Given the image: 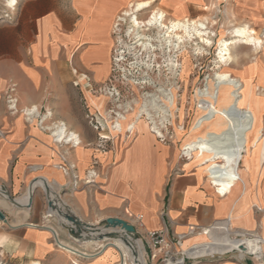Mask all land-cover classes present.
Masks as SVG:
<instances>
[{"label":"crops","instance_id":"0c3cea01","mask_svg":"<svg viewBox=\"0 0 264 264\" xmlns=\"http://www.w3.org/2000/svg\"><path fill=\"white\" fill-rule=\"evenodd\" d=\"M154 3L167 16L176 14L193 21L207 18L208 7L216 8L219 29L242 26L253 30L255 37L260 31V50L248 47V61H240L246 62L240 69L250 73L236 79L264 86V0H217L215 5L214 0ZM119 12L109 0H23L11 22H0V185L11 196L21 197L33 181L43 178L60 186L53 192L58 195L60 191L65 211L83 223L97 226L105 218L126 220L127 214L140 215L144 231L166 229L168 237L180 238L166 263L162 257L152 262L145 257L146 264H180L181 258L184 264L190 262L185 252L210 242L204 232L216 233L222 225L233 238L236 233L264 238V210L258 211L264 208V194L258 191L260 178L254 185L249 174L246 192L238 184L229 196L222 197L205 175L199 174L197 165L180 162L173 143L162 144L147 129L138 130L137 126L134 136L126 141L116 138V146L109 152L94 147L98 132L86 123L80 104L83 102L90 113L96 112L90 96L95 97V88L103 87L111 76L113 25ZM8 97L13 102L9 109ZM30 108L35 115H28ZM39 118L45 120L38 124ZM49 128L64 129L79 144L55 142ZM94 163L98 164L97 175L91 171ZM68 165L71 175L63 171ZM73 183L81 184L80 189H74ZM238 186L241 190L236 191ZM3 203L7 202L0 199V207ZM45 205L44 192L35 188L31 198L33 222L10 225L22 229L7 240L0 239V248L4 242L10 243L16 262L121 264L120 252L102 249L103 241L76 244L86 253L82 256L63 252L53 231L65 242L71 239L68 228L54 223ZM0 211L6 218L4 209ZM43 213L46 215L41 216ZM243 259L253 264L250 258ZM194 264L242 263L236 257H205Z\"/></svg>","mask_w":264,"mask_h":264},{"label":"bare ground","instance_id":"6f19581e","mask_svg":"<svg viewBox=\"0 0 264 264\" xmlns=\"http://www.w3.org/2000/svg\"><path fill=\"white\" fill-rule=\"evenodd\" d=\"M15 2L16 0H7L9 7ZM153 4L154 0L140 1L134 4L129 3L131 11H125L122 15L123 18H118L120 22L124 21V18L129 19L130 26L127 34L129 36L133 34V38L136 39L135 43H137L143 51L155 52L157 49L160 51L162 48H165L167 52L174 51L175 54L180 53L186 46L190 45L189 48H193V50L195 52L197 51L199 54L206 48L209 49L212 47L215 35L206 22L182 19L170 21L169 24L166 25L164 22L166 13L156 10L149 11V14L144 20L137 18L138 14L150 10ZM153 30L158 32L157 37L154 39L148 35L141 34V32ZM254 34L255 32L253 30L244 27L234 28L230 32H226L225 35H228L229 39L227 40L223 36L217 41L216 64L218 66L216 68L229 67L233 63L231 51L239 46H247L250 49L253 47L255 51L260 50L262 41L255 37ZM255 51L254 54L256 53ZM172 62L168 65L171 72L178 66L177 63ZM145 67L146 69L151 68L146 64ZM213 75V82L210 84L207 78L204 90H197L195 93V99L200 101L196 106H198L201 116L193 123L190 134L187 136L183 148L181 149V156H183L184 160L186 159L187 161L198 164L200 173L205 175L214 191H216L218 195L224 197L229 196L238 184L244 187L245 192L248 190L246 187V178L247 175L251 174L248 147L251 145L257 148L258 143L262 140L264 130L261 128L260 111L254 108L258 102L253 94V90L249 88L247 94L242 95V82L232 77L229 72H219ZM160 93L166 100L171 101L169 109L172 111L173 100L171 95L163 90H161ZM103 98L104 97H91L99 111H102ZM154 98L155 97L152 95V99L150 97L147 99V102L144 101L145 103L136 116L138 119L134 124L128 123L127 118L124 116H117L115 126L111 127L109 124L111 132L118 136L123 135V141H126L128 138H125V131H131V136H134L136 126L140 124L141 127L138 128V130L145 128L151 133L154 129H150L149 123L146 122L145 119L149 118L151 122H153V115H156L158 110L162 112L163 109H157L158 102H156ZM97 100L99 101L98 103L95 102ZM160 103L161 101L159 104ZM151 113H153V115ZM35 114V110H28L29 116ZM142 114H146L143 120L139 119ZM105 117L107 116L105 115ZM164 117L165 116L161 114L158 118L164 119ZM177 130L178 134L183 131L181 127L177 128ZM49 131H51L53 138H58L61 135L62 138H67V136L64 135L68 133L62 128L54 130L49 128ZM101 136L103 139H108L105 134H101ZM62 140L60 143L63 142ZM75 141H78L76 137ZM55 142H58V140ZM31 187H38L43 192L48 191L49 198L53 199L57 196L53 190L60 186L58 184L56 185L55 182L51 183L43 178H38L31 183ZM0 198L17 210H27L31 203L29 188L21 197L14 199L15 203H11L9 197L4 192H0ZM57 205L61 212H65L63 203L58 201ZM52 213L50 217L55 218L58 220L59 224L65 225L69 229L70 224L66 222L62 214L57 210H52ZM18 222L14 225L18 226L23 224L22 222ZM53 232L59 248L77 256L86 254L77 250L72 244L69 245L59 240L57 232ZM60 232L62 231L60 230ZM81 234H84V237L77 235L72 236L70 233L69 237L76 242H97V236H101L104 242L101 243V248L107 250L113 248L119 251L122 257L121 264H146L144 261L145 252L143 251L139 238L136 239L133 235H125L120 228L105 230L103 227H96V229L91 232L82 230ZM115 234L123 236L129 245L124 243L119 237L114 236ZM205 234L209 236L210 242L200 244L193 250L185 252L186 255L192 253L191 256H188V259L195 260L205 257H218L224 254H229L237 259H243L244 253H254L255 256H260L261 253L264 252V242L261 241V239L259 242L245 239H232L225 225H222L216 233L208 231ZM200 255L208 256L194 257ZM178 263L181 264V260H179Z\"/></svg>","mask_w":264,"mask_h":264},{"label":"rangeland","instance_id":"374dc122","mask_svg":"<svg viewBox=\"0 0 264 264\" xmlns=\"http://www.w3.org/2000/svg\"><path fill=\"white\" fill-rule=\"evenodd\" d=\"M23 0H16V2L9 7L7 0H0V22L9 23L12 21V14L15 13ZM105 0H103L104 2ZM112 1L113 5L116 8H120L119 14L115 18V22L113 25V37H114V49L112 52V61H111V76L106 84L101 88H95L92 93L96 95V97H104L103 100V109L99 111L95 103L92 101L90 96V103L93 105L96 112L90 113L86 105L82 102L80 105L83 110L86 112V123L92 130L98 132L96 145L94 147L99 152H109L111 151L115 145V139L120 138V140L124 139L123 135L118 136L111 132L110 125L114 124V114L124 116L127 118V122L130 124H134L137 121V115L141 110V107L147 99L152 95L155 97L154 100L161 101L162 103L157 105V109L163 108L162 112L157 111L155 118L161 116H168L164 119H158L157 121L162 122L163 124L166 123L167 125V134H166V142L162 144H171L173 143L179 152V160L182 163L190 162L186 159L184 160L183 156H181V149L183 148V144L190 134L191 128L193 123L196 119H198L201 114L198 109V105L200 103L199 100L195 99V93L197 90H204L206 85V79L208 78L210 84L213 82L214 73L219 72H230L233 77L239 78L240 76L243 77L244 74L249 75L248 69L243 70L240 69V65L246 62H240L245 58V61H248L250 57L249 48L239 46L231 51V55L233 56V63L230 68L228 69H218L216 68L218 65L216 59V48H217V41L221 39L223 36L228 40V35H225L226 32H230L234 28H238L237 26H231L229 29H219V22L216 18L217 9L211 8L213 13H211L210 7L207 8L205 11L208 16L207 18H200L199 21L208 23V27L212 30L213 34L215 35L213 39V45L209 49H205L201 51L199 54L197 51L195 52L193 48H189L190 45L186 46L184 50L180 53H175L174 51L167 52L165 48H162L160 51L157 49L155 52L143 51L136 42V39L132 36L127 34L129 29V19L124 18V21L120 22L118 18H123V13L125 11H131V6L129 3L134 4L135 2L146 1V0H109ZM217 0H214V5ZM221 0H218L220 3ZM156 10V4L154 3L150 10L140 13L137 15V18L140 20H144L149 11ZM218 14V13H217ZM183 18L190 21L189 17L185 16H178L173 14V18L171 16L165 17V24L168 25L170 21L173 20H182ZM168 21V22H167ZM217 22V23H216ZM218 24V25H216ZM212 25V26H211ZM242 27V26H241ZM222 32V33H221ZM143 35H148L150 37H157L158 32L156 30L149 31V32H141ZM261 34L260 31H257V36ZM163 47V46H162ZM244 49V50H243ZM165 50V51H164ZM162 51V52H161ZM148 52V53H147ZM155 54V55H153ZM174 60V61H173ZM173 61V62H172ZM177 63V68L171 72L168 66L169 63ZM146 65H149V69H146ZM166 65V66H165ZM154 67V68H153ZM180 67V68H179ZM252 68L254 73L256 74V64L252 62ZM174 72V73H173ZM240 80V79H239ZM242 82V95H246L249 88L253 90V94L258 102L254 107L255 110H259L261 114V128L264 130V86H256L251 83L249 80H240ZM249 84V85H247ZM158 90V91H157ZM163 90L170 94L173 100V108L172 111L169 109V104L171 101L166 100L162 97L160 91ZM108 93L112 95V98L108 96ZM115 94H118L115 96ZM12 101L9 97L7 98V109L10 106V102ZM98 101V100H97ZM145 101V102H144ZM96 102V101H95ZM166 110H165V109ZM31 109V108H30ZM169 110V111H168ZM166 113H165V112ZM26 112V111H25ZM168 112V114H167ZM133 113V114H132ZM46 114V113H44ZM167 114V115H166ZM105 115L107 117H105ZM153 115V114H152ZM129 117V118H128ZM142 117V116H141ZM139 117V119H142ZM45 120V118H44ZM42 118L36 119V122L41 124L44 121ZM108 124H107V121ZM98 122L99 124H103L105 126V131L99 133L94 129V122ZM110 124V125H109ZM138 128L141 127L139 124ZM181 127L183 131L178 134L177 128ZM108 128V129H107ZM107 130L110 132L108 133ZM52 134V133H51ZM101 134H105L108 140H101L99 136ZM125 138H127V134H124ZM54 140V139H53ZM56 141V140H54ZM249 162L251 166V174L253 175V184L257 183L258 178V191L259 194L262 192L264 194V132L262 140L258 143L257 148L249 145ZM79 150V149H78ZM187 158V156L185 155ZM195 165L198 164L193 163ZM91 171H94L96 175L98 174V164L94 163ZM65 174L71 175L72 167L69 165L64 168ZM199 171V167L198 170ZM250 174V175H251ZM73 178V177H72ZM95 178H93L94 180ZM249 185L250 178H249ZM74 183L72 184L73 187ZM77 185V184H76ZM81 184L76 186L77 190H79ZM0 188H3L5 191L6 189L0 185ZM74 188V187H73ZM40 189V188H39ZM75 189V188H74ZM241 190V186L236 188V191ZM6 194L8 197L15 199L20 196H11L7 191ZM60 195V191H58V196ZM1 199V198H0ZM5 202V201H4ZM2 203V202H1ZM8 203V202H7ZM3 203L0 208L4 209L6 214V223L0 221V239L4 238L7 240L11 234H18L22 227H18L15 229L10 228V225L15 224L16 222H33L32 218V208L31 203L30 207L27 210H17L9 205V203ZM46 206V205H45ZM47 208V206H46ZM48 210V209H47ZM264 208L259 207L258 211H263ZM48 210V215L52 216ZM46 212V211H44ZM46 215L43 213L41 216ZM49 219V218H48ZM54 223L57 222L55 218H53ZM18 222V223H19ZM61 225V224H60ZM94 227H101L100 225ZM92 234V233H91ZM69 232H67V236ZM93 235V234H92ZM81 237H84V234H81ZM138 239L139 236H136ZM233 239V237H231ZM140 239V238H139ZM262 241L264 238L259 237ZM59 240H62L59 238ZM238 240V239H235ZM66 243L69 245L72 244L76 248V244L79 242L74 241L73 239L65 240ZM5 243V242H4ZM3 247L0 248V264H24L22 262H16L14 260L13 248L9 242H6ZM264 247V246H263ZM59 248V247H58ZM61 249V248H60ZM78 250V248H76ZM63 252L65 250L61 249ZM110 250V249H108ZM107 250V251H108ZM189 254L187 256H191ZM77 256V255H75ZM208 256V255H202ZM199 256V257H202ZM244 257V256H243ZM145 261V260H144ZM146 263V262H145Z\"/></svg>","mask_w":264,"mask_h":264},{"label":"built area","instance_id":"2783aa9c","mask_svg":"<svg viewBox=\"0 0 264 264\" xmlns=\"http://www.w3.org/2000/svg\"><path fill=\"white\" fill-rule=\"evenodd\" d=\"M117 95L118 94H115V96H117ZM108 96L110 98H112V95L110 93H108ZM9 102H10L9 104L13 103L12 101H9ZM156 102H158V101H156ZM159 102H158V104H159ZM8 109H9V106H8ZM25 114H26V112H25ZM151 114H153V113H151ZM117 116L121 117L120 115L114 114L115 121H116ZM140 117L144 119V117H146V114H142V115H140ZM158 117H159V115H158ZM158 117L157 118H155V116L152 117L154 119L153 122H151V120L149 118H146L145 120H146V122L149 123L150 129H154V130H152L151 133L154 135L156 140H158L160 143H165L166 142V134L168 133L167 132L168 131L167 125H166V123L163 124L162 122L157 121L158 119H160ZM166 117H168V116H165L164 118H166ZM115 121H114V124L111 125V127L115 126V124H116ZM105 128L106 127L103 126V124L101 125L97 121L94 122V129L96 131H99V133H102L103 131H105ZM125 134H127L126 135L127 138L131 137V131L126 130ZM64 136H67V138L64 139V138H62V135H61L58 138L54 137V140H58V143H60L61 140L64 139V140H62L63 143H72L73 145H76V146L79 144V141H75V137L71 136V134H66ZM99 137L101 140H108V139H103L102 136H99ZM63 171H66V170L63 169ZM73 187L76 188L75 183H74ZM124 221H126L128 224L133 226L136 235L139 236L140 240L143 242V245L145 248V257L147 259H149L152 262V261L159 259V257H162L161 261L163 263H166L170 259L172 246L175 242L180 241V238H174V240H173L172 238L168 237L166 229H161L158 231H144L143 230L142 217L140 215L133 216L131 214H127L126 220H124ZM207 232H204V233H207ZM233 239H238V240L245 239V240H250V241H254V242H259V240H260L259 237L248 234V233H236ZM263 246H264V244H263ZM195 247L196 246H193L189 250H193ZM183 253L184 252H181V254H183ZM244 257L250 258L251 262L253 264H262L264 262V252L261 253L260 256H255L254 253H250V254L244 253ZM209 258L214 259L217 257H209ZM203 259H205V258H203ZM188 260L191 262V264H194L195 262L200 261L201 259H196V260L188 259ZM181 264H184L183 258H181Z\"/></svg>","mask_w":264,"mask_h":264},{"label":"water","instance_id":"95a60500","mask_svg":"<svg viewBox=\"0 0 264 264\" xmlns=\"http://www.w3.org/2000/svg\"><path fill=\"white\" fill-rule=\"evenodd\" d=\"M28 188L30 190V198H32V194H33L35 188H32L31 184L29 185ZM0 192H4L6 194V191L3 188H0ZM44 194H45V198H46L47 209L48 210H57L60 214H62V216L66 220V222L68 224H70L68 232L72 236H74V235L81 236L82 230L91 232V231H94L96 229V227L91 226L89 224H86V223H83L82 221H80V219H78L76 216H74L67 209H66L67 211L61 212L59 210V208H58V205H57V202L60 201V198H59L58 195L56 197H54L53 199H50L49 196H48V191H44ZM9 200H10L11 203H15L14 199H12L10 197H9ZM0 221L6 223V218H5L4 214L1 211H0ZM101 227H103L105 230L120 228L124 232L125 235H133L135 238L137 236L133 226L128 224L122 218H117V217L105 218L104 220L101 221ZM10 228L15 229V228H13L11 226H10ZM114 236L119 237L124 243L129 245V243L127 242V240L123 236H119L117 234H115ZM97 237L98 238L96 239V241H103L101 236H97ZM82 240H84V239H82ZM139 241L141 242L143 251L145 252V248H144L143 242L140 239H139ZM231 257H233V256H231L229 254H224V255L218 256L217 258H219L221 260H226V259H229ZM239 260H240V262L242 264H247V262L244 259H239ZM185 264H191V262H186Z\"/></svg>","mask_w":264,"mask_h":264}]
</instances>
